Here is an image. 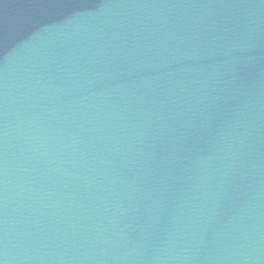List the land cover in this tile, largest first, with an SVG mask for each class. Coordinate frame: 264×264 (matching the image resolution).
<instances>
[{"label":"water","instance_id":"95a60500","mask_svg":"<svg viewBox=\"0 0 264 264\" xmlns=\"http://www.w3.org/2000/svg\"><path fill=\"white\" fill-rule=\"evenodd\" d=\"M0 264H264V0H0Z\"/></svg>","mask_w":264,"mask_h":264}]
</instances>
